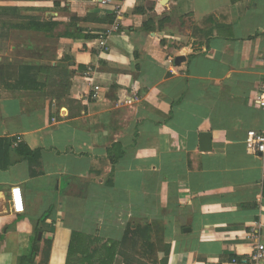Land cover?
Wrapping results in <instances>:
<instances>
[{
	"label": "crops",
	"instance_id": "obj_1",
	"mask_svg": "<svg viewBox=\"0 0 264 264\" xmlns=\"http://www.w3.org/2000/svg\"><path fill=\"white\" fill-rule=\"evenodd\" d=\"M263 50L264 0H0V264H248Z\"/></svg>",
	"mask_w": 264,
	"mask_h": 264
},
{
	"label": "built area",
	"instance_id": "obj_2",
	"mask_svg": "<svg viewBox=\"0 0 264 264\" xmlns=\"http://www.w3.org/2000/svg\"><path fill=\"white\" fill-rule=\"evenodd\" d=\"M260 61L264 68V50L260 54ZM90 97L94 100L100 99V87L98 85H93ZM253 100L256 105L264 108V73L257 86ZM245 145L250 151L264 158V133L247 130ZM246 261L248 264H264V244L261 241L256 242L248 254Z\"/></svg>",
	"mask_w": 264,
	"mask_h": 264
},
{
	"label": "trees",
	"instance_id": "obj_3",
	"mask_svg": "<svg viewBox=\"0 0 264 264\" xmlns=\"http://www.w3.org/2000/svg\"><path fill=\"white\" fill-rule=\"evenodd\" d=\"M31 27L32 28H38L36 26V22L32 21L31 22ZM18 74V67L15 65H11V64H0V80H9V79H16ZM17 149L19 152H25V156H31L35 154V151L30 150L25 144L23 143H19L17 144ZM24 149V151H22ZM8 151V146L5 145V143L2 141V143H0V159L3 158V155L7 154ZM0 165H2V163H0ZM48 212H45L41 218L39 219V221H44L47 217H48ZM133 232L132 229L129 227L126 232H125V238H132L133 237ZM84 238V236L78 234V233H72V237H71V241H70V245H69V249H68V258L71 254L74 253V249H73V244L74 241H77V239H81ZM87 240H89L90 243H93V239H91L90 237H85ZM103 249L105 251V253L103 254L101 260H100V264H110V262H112L114 255H115V244L111 243L110 245H108L107 243H105L103 245ZM93 254V253H92ZM95 254V252H94ZM88 264H91V262L88 261Z\"/></svg>",
	"mask_w": 264,
	"mask_h": 264
},
{
	"label": "rangeland",
	"instance_id": "obj_4",
	"mask_svg": "<svg viewBox=\"0 0 264 264\" xmlns=\"http://www.w3.org/2000/svg\"><path fill=\"white\" fill-rule=\"evenodd\" d=\"M1 61H4V60H1ZM56 74V73H54ZM57 76H55L53 78L54 81H52V77L50 76H47V81H46V84H47V89L46 90H40V91H37L36 93L37 94H34V93H31V94H28L27 93V96L28 97H32L33 99H30L31 102L33 103H39V100L35 97V96H40L41 98H45L46 96L48 95H51V94H54V95H59V94H63V88H58L57 86L60 87V84L58 83L57 86H54V84L57 82ZM151 262H145L144 264H150ZM136 264V263H135Z\"/></svg>",
	"mask_w": 264,
	"mask_h": 264
},
{
	"label": "water",
	"instance_id": "obj_5",
	"mask_svg": "<svg viewBox=\"0 0 264 264\" xmlns=\"http://www.w3.org/2000/svg\"><path fill=\"white\" fill-rule=\"evenodd\" d=\"M184 58L183 57H177L175 59V63H180V61H182Z\"/></svg>",
	"mask_w": 264,
	"mask_h": 264
}]
</instances>
